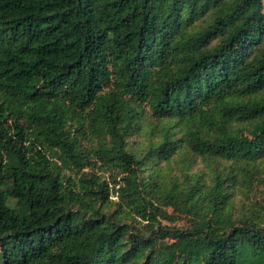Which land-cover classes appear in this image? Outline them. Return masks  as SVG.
Here are the masks:
<instances>
[{
	"label": "trees",
	"instance_id": "1",
	"mask_svg": "<svg viewBox=\"0 0 264 264\" xmlns=\"http://www.w3.org/2000/svg\"><path fill=\"white\" fill-rule=\"evenodd\" d=\"M263 160L264 0H0V264H264Z\"/></svg>",
	"mask_w": 264,
	"mask_h": 264
},
{
	"label": "rangeland",
	"instance_id": "2",
	"mask_svg": "<svg viewBox=\"0 0 264 264\" xmlns=\"http://www.w3.org/2000/svg\"><path fill=\"white\" fill-rule=\"evenodd\" d=\"M134 140L136 142L138 141V139L136 138H134ZM134 140H132L131 143H133ZM132 147L136 148V145H132ZM187 160L188 163H192L193 161V159L189 156H187ZM192 165L194 168V172H196L199 169V166H196V164L194 163ZM179 166L180 165H176L174 171L178 170ZM226 166L228 165L226 164ZM255 166L256 167H250V169L254 171V175L248 173V176L243 178L240 173V183L237 187V192L235 193L236 209H238L237 213L239 214L249 209V207L255 203H264V160ZM174 171L172 172V174H174ZM106 175H108V173ZM242 201H244V204H242ZM168 210L172 213V208H169ZM159 220L161 221V223L168 226H188V218L185 216H180L175 222L163 218H159Z\"/></svg>",
	"mask_w": 264,
	"mask_h": 264
}]
</instances>
